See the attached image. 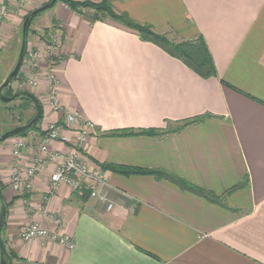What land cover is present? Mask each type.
I'll list each match as a JSON object with an SVG mask.
<instances>
[{"label": "crops", "instance_id": "1", "mask_svg": "<svg viewBox=\"0 0 264 264\" xmlns=\"http://www.w3.org/2000/svg\"><path fill=\"white\" fill-rule=\"evenodd\" d=\"M5 2L0 0V6ZM45 2L30 0L26 9L9 5L0 31V83L12 72L15 52L7 53L3 43L16 44L26 15ZM112 4L117 12L177 41L202 37L217 76L204 79L122 25L93 21L91 14L57 3L53 18L60 27L54 59H47L49 47L37 40L34 67L26 54L17 84H11L23 89L26 81L36 80L32 94L43 107L41 129L24 137L30 144L19 162L22 170L31 167L47 128L63 122L48 98L52 72L63 109L93 126L82 160L103 172L115 207L108 211L65 185L51 192L56 164L37 173L32 193H15L10 173L13 146L20 137L7 139L0 143V187L7 209L1 237L14 255L10 264H264V0ZM32 38L30 34L28 48ZM0 114V136L21 126L6 112ZM194 118L204 120L161 137L110 135L174 130ZM73 133L66 128L63 135L74 139ZM50 148L70 152L67 141H54ZM106 165L169 172L222 197L227 207L167 180L123 176L105 170ZM29 207L47 215L34 216ZM54 220L62 222V234L75 245L72 250L51 237L21 239L33 222L53 231Z\"/></svg>", "mask_w": 264, "mask_h": 264}, {"label": "built area", "instance_id": "2", "mask_svg": "<svg viewBox=\"0 0 264 264\" xmlns=\"http://www.w3.org/2000/svg\"><path fill=\"white\" fill-rule=\"evenodd\" d=\"M30 0H6L5 4L0 6V29L3 21L8 16L9 5L14 2L19 7L23 8L28 4ZM58 44L56 38H51L49 47V56L53 58L54 49ZM28 57L34 63L37 59V53L27 50ZM26 84L31 89L38 86L36 80H28ZM59 82L56 76L50 72L47 77V93L49 102L54 112L62 113L63 122L50 125L42 138L41 144L38 147L40 152L39 157L34 160L33 165L27 170H22L20 165V158L23 151L27 149L30 144V140L24 137H20L14 143L12 156L13 165L10 173V184L12 190L19 194H30L34 190V179L38 172H41L50 164H56V170L51 173L50 176V190L55 192L59 187L65 185L71 189V191L77 195H86L99 201L101 204L106 205L108 211H112L115 205L109 199L108 184L106 177L101 170H93L86 165L83 160V150L88 144L89 139L92 136L93 126L90 122L82 119V116L78 113H71L65 111L59 102L58 87ZM66 128L73 131L75 138L67 139L64 137ZM54 141H67L70 145V152L68 154H59L52 151L50 144ZM30 213L39 218L46 216L44 212L36 214V211L31 207L28 208ZM48 217H50L48 215ZM55 221V229L49 231L45 229L41 223L33 222L26 226L21 232V239L23 241H30L34 238H53L59 242V244L72 250L74 243L72 239L65 236L61 232L62 222Z\"/></svg>", "mask_w": 264, "mask_h": 264}, {"label": "trees", "instance_id": "3", "mask_svg": "<svg viewBox=\"0 0 264 264\" xmlns=\"http://www.w3.org/2000/svg\"><path fill=\"white\" fill-rule=\"evenodd\" d=\"M52 1V0H51ZM65 4L69 9L72 11L80 13L81 8H88L93 10L94 14L92 15L91 19L93 21H101V22H107L112 21L117 24L122 25L126 29L136 33L143 41L153 43L154 45L161 48L163 51H165L170 56L179 59L181 62H183L189 69L197 73L200 77L204 79H209L217 76V71L215 68V64L213 61V58L204 42L202 37H197L195 40H180L177 41L175 39L169 40L167 37L168 34H160L157 33L152 25L149 24H142L134 21L127 13H120L117 12L113 7V0H101L100 2H93L90 0L86 1H79V0H58V3ZM30 15V14H29ZM28 15V16H29ZM26 16V17H28ZM32 26V24H31ZM31 26L29 29L28 39L31 32ZM48 31V30H47ZM47 37H43L44 40H46L47 44L50 45L51 43V36L49 32L46 33ZM52 59V57H51ZM20 73V72H19ZM19 77V74H18ZM16 78V80L18 79ZM15 80V81H16ZM11 85L6 87L3 91V94L7 97L14 96L15 94L18 95L16 99H14L13 102L16 100L21 101V105L19 106L20 111L27 112L29 110H33L34 114L26 121L21 122V126L28 125L30 122L33 121V119L37 115V106L35 103L34 98L38 100V98L33 95L30 92L27 91H18L17 93L9 92ZM9 92V94H6V92ZM39 105L42 109V114L40 119L37 121V123L27 131L22 132L17 137H25L29 135L31 132H38L40 131L41 122L43 119V107L41 105V102L38 100ZM23 112V113H24ZM204 118H194L190 120H186L185 122H182L180 126L175 128L174 130L168 129V130H156V129H148V130H140V131H129V130H123V131H117L114 133H111L110 135L113 137H129V136H138V135H144V136H151V137H161L168 133H172L175 131H179L183 129L184 127H187L192 124L199 123L203 121ZM19 126V127H21ZM18 128V127H16ZM15 129V128H14ZM2 136V135H1ZM105 170L112 171L114 173H118L123 176H132V175H150L154 176L157 179H164L169 182H172L176 184L179 188L189 191L213 204L222 206L226 208L222 197L216 196L214 193L204 190L202 188H199L177 176L174 174H171L166 171L162 170H145V169H138V168H129V167H123V166H116V165H106L104 166ZM245 185V184H243ZM242 185V186H243ZM241 186V187H242ZM239 187L236 186L233 188V190L238 189ZM1 193L2 188L0 187ZM232 190V191H233ZM230 192V191H229ZM87 196V194H86ZM7 211V209H6ZM6 218V217H5ZM5 224V220H4ZM3 239V238H2ZM4 241V239H3ZM5 242V241H4ZM6 245V243H5ZM7 249V248H6ZM8 252V250H7ZM10 255V260L14 258V255L10 252H8Z\"/></svg>", "mask_w": 264, "mask_h": 264}, {"label": "rangeland", "instance_id": "4", "mask_svg": "<svg viewBox=\"0 0 264 264\" xmlns=\"http://www.w3.org/2000/svg\"><path fill=\"white\" fill-rule=\"evenodd\" d=\"M49 2H51V0H46L44 5L48 4ZM27 5L24 6V9H26ZM58 6L59 5H57V7H53L52 9H49L46 12L42 13L41 15L36 17L34 19V21L32 22V26H31V32L32 33H31V35H33V38H32L33 44H31V46L28 48L29 51H34L37 53V51H36L37 50V43L39 40L42 43L46 44V46H49L47 44L46 40L43 39V37H47V35H46L47 32H49L51 38H56L58 40V36H57L56 32L60 27V23L53 18V14L57 10ZM82 12H84L88 15L94 14L93 10L88 9V8H81L80 13H82ZM8 14H9V12H8ZM28 15H29V13L26 16H28ZM26 18L27 17L24 18L21 28L17 31L16 44H14V42H12V41H9L7 43L5 41V43H3L5 46L7 45V47H6L7 53L12 52L15 49L14 57H13L14 58V64H13V67L11 70L14 69V67L17 63L18 57H19V53H20V49H21V41H22V29H23V24H24ZM6 19H7V17H6ZM5 20L2 23L1 29L4 25ZM1 29H0V31H1ZM167 37L169 38V40H173V38H174L170 34H168ZM3 59H4V57L1 58V60H3ZM47 59H49V61H52L54 58L51 60V57L49 56ZM22 83H23V81H22ZM2 84L3 83H0V86ZM12 84H14L13 86H15L17 84V81H14ZM24 87L25 88H23V89L20 88L19 86L16 87L15 89L10 87V89L8 91L9 92L12 91L14 94L17 93L18 91H21V90L33 93L32 89L30 87H28V86L26 87V85H24ZM5 92H6V94H9V92H7V91H5ZM20 105H21L20 100H16L15 102L7 103V104L0 102V113L3 114L4 112H6V114H7L6 116H8V118H12L11 122H13V123H16V122L20 123L22 121H24L26 123V121L34 114V112L31 109L27 112L23 111L24 112L23 113L22 111L19 110ZM0 116H1V114H0ZM0 119H3V117H0ZM2 122L3 121L0 120V125ZM0 260H1V257H0Z\"/></svg>", "mask_w": 264, "mask_h": 264}, {"label": "water", "instance_id": "5", "mask_svg": "<svg viewBox=\"0 0 264 264\" xmlns=\"http://www.w3.org/2000/svg\"><path fill=\"white\" fill-rule=\"evenodd\" d=\"M57 3H58V0H52L48 4L34 10L26 18V20L23 24L21 49H20V53H19L17 63L15 65L14 69L12 70V72L10 73V75L8 76V78L0 86V101L1 102L11 103L14 101V99H16V97H18L17 94H15L14 96H11V97H7L3 94V91L6 87L10 86L16 80V78L18 77V74L22 68V65H23V62L25 60L27 50H28V34H29V29H30L32 22L34 21V19L36 17H38L42 13H44L47 10L55 7L57 5ZM32 98H34L36 106H37L36 117L28 125L15 128L13 130L6 132L2 136H0V143L6 141L7 139L15 138L24 131L30 130L37 123V121L40 119L41 114H42L41 106L39 105V102L37 99H35V97H32ZM0 200L2 203V208H1V212H0V253H1V259H2L1 264H10V262H11L10 261V255L8 254V252L6 250L5 242L2 240V237H1V233H2V230L4 227V220L6 217V203H5L4 197L1 193V190H0Z\"/></svg>", "mask_w": 264, "mask_h": 264}]
</instances>
